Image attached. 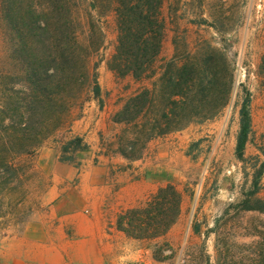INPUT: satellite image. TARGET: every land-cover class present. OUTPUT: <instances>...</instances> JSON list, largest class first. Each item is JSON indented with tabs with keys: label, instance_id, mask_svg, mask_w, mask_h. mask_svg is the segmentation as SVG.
Listing matches in <instances>:
<instances>
[{
	"label": "trees",
	"instance_id": "1",
	"mask_svg": "<svg viewBox=\"0 0 264 264\" xmlns=\"http://www.w3.org/2000/svg\"><path fill=\"white\" fill-rule=\"evenodd\" d=\"M164 4L0 0L6 56V65H0V230L31 221H23L31 210L26 200L32 192L29 182L42 179L35 160L43 148H57L61 162L76 166L79 154L90 150L83 137L71 134V127L87 104L96 102L100 111L106 106L99 81L102 60L94 61L107 47V30L98 18L115 16L117 40L107 67L118 81H129L120 107L109 117L117 133L107 141L101 137L106 154L141 160L151 141L212 120L228 105L235 65L224 51L209 49L224 65L180 64L178 57L164 56ZM259 74L264 76V56ZM251 131V94L245 91L236 138L241 162ZM263 175L264 161L254 167L252 190L244 195L241 210L264 213L259 195ZM183 200L184 193L169 182L144 202L122 209L114 227L128 239L148 243L147 249L160 260L165 249L170 250L166 237ZM161 239V244H150Z\"/></svg>",
	"mask_w": 264,
	"mask_h": 264
},
{
	"label": "rangeland",
	"instance_id": "2",
	"mask_svg": "<svg viewBox=\"0 0 264 264\" xmlns=\"http://www.w3.org/2000/svg\"><path fill=\"white\" fill-rule=\"evenodd\" d=\"M163 12L167 20L164 56L178 57L180 64L224 65L209 49L224 51L235 65L230 100L214 119L160 137L146 160L149 183L170 181L184 193L181 214L166 237L170 250L165 249L157 260L148 243L120 240L112 264H264V213L239 206L252 190L254 167L264 161V76L259 74L264 0H165ZM98 20L107 30V47L94 61L102 60L99 81L107 108L101 113L97 103L86 105L85 118L74 128L78 134L92 130L87 137L90 145L116 133L117 128L108 125L109 115L120 107L119 98L127 94L124 87L129 83L118 81L107 67L117 40L115 16ZM185 53L190 57L185 58ZM5 58L0 32V65H6ZM245 91L251 94L252 131L241 162L236 158V138ZM161 144L167 146L159 151ZM35 161L42 179L29 182L32 192L26 207L31 210L23 221L47 216L45 191L51 175L60 172L56 164L61 162L52 148L43 149ZM260 185L259 195L264 198V175ZM24 228L14 223L0 233L21 235ZM155 243L163 240L150 244Z\"/></svg>",
	"mask_w": 264,
	"mask_h": 264
},
{
	"label": "crops",
	"instance_id": "3",
	"mask_svg": "<svg viewBox=\"0 0 264 264\" xmlns=\"http://www.w3.org/2000/svg\"><path fill=\"white\" fill-rule=\"evenodd\" d=\"M106 108L99 111L103 113ZM84 118L83 114L74 121L71 134L83 137L90 150L79 154L78 166L61 161L56 164L60 172L50 178L45 218L31 219L21 235L0 233V264H112L120 240L136 242L116 231L114 225L122 209L144 202L170 182L151 184L145 179L149 168L146 160L161 138L149 143L141 160L129 162L119 155L106 154L101 142L90 145L87 137L92 130L76 133V123ZM108 125L117 128L109 120ZM166 146L161 144L158 150ZM48 147L60 160L58 149Z\"/></svg>",
	"mask_w": 264,
	"mask_h": 264
}]
</instances>
